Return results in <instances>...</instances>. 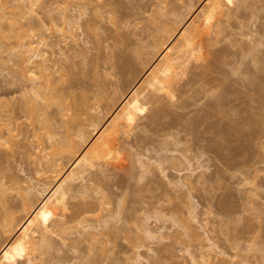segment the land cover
<instances>
[{"label":"rangeland","instance_id":"374dc122","mask_svg":"<svg viewBox=\"0 0 264 264\" xmlns=\"http://www.w3.org/2000/svg\"><path fill=\"white\" fill-rule=\"evenodd\" d=\"M158 1L160 2L157 4ZM33 2L37 14L28 16L30 19H27L26 15L21 18L19 12L14 14L18 24L24 19V27H27L25 32L28 34L34 30L35 34L42 33L49 42H54L55 38L59 40L56 30L57 25H60V15L57 12L65 9L66 14L72 15L75 11L77 13V10L82 11L85 8L86 11L83 10L85 13L80 20L84 25H82L84 33L78 39V46L71 41L65 47L62 44L64 51L67 52L61 64L63 66L50 76L53 80L50 85L58 92L54 89L53 91L61 96L56 95V104L52 100L54 103H50L49 100L45 108V113L50 118L49 125L44 123L45 126H41L39 123L42 120L40 118L44 120V111L39 119L35 117L41 115L39 112L47 102L45 105L43 102H37L38 107L40 104L44 106H41L35 116L31 114L28 100L33 99L31 98L33 96L29 94L31 97L27 99V91L25 92L27 98L25 93L23 94L25 88L22 91V87L27 86L25 79L27 77L22 75L25 77L22 78L19 73L21 78L17 77V74L14 75L18 72L19 66L18 63L14 64L15 60L14 63L13 59L11 62L5 61L7 58L5 52L9 53L8 51L16 46L18 34L10 37L12 35V29L10 30L8 25L10 18L5 20L3 18L4 25L1 23L3 28L8 25L11 34L3 28V33H7H2V37L0 33L2 46L0 58L7 62L5 64L2 58V61L0 60V105L3 107L0 109V139L5 137L8 140L3 138L0 140V182L6 183L2 186L4 189L0 187L6 189L2 191L3 193L0 192V197L4 200L6 197L7 200L3 201L0 198V202H6V207L8 206L6 208L0 205V243L3 244V248L0 246V264H136L134 258L137 252L143 257L139 264H146L148 256L150 262L148 264H198L201 261L198 258L205 250L215 254L217 259L227 260V264H240L239 262L264 264V89L263 87L260 88L261 91L257 89L260 85L264 86V0L231 2L33 0ZM41 5L49 9L46 14L56 19L55 24L48 23V16L42 12ZM158 5L168 20L167 22L164 20L166 24L183 21L180 24L182 32L174 27L180 32L181 38L183 37L179 38L183 45L177 48L178 51L184 48V51L180 50L181 55L178 54L177 45L174 46L178 44L177 40L179 41L175 39L177 31L169 30L168 25V30L173 32L166 31L164 36L162 33V37L157 34L162 39L164 37V43L160 44L162 41L160 40V46L154 45L153 40L156 39L157 43L159 41L155 33L153 39L151 32L156 29L154 23L150 25L149 21L152 19L151 13L158 19L164 17L160 11L155 15ZM10 7L12 6L5 9L9 11L12 9ZM74 9L76 10L72 11ZM8 14V17L11 16ZM34 16L42 19L44 17L43 20L48 23L44 22L47 24L44 29L39 30L36 24L31 23L35 19ZM182 17L183 20L180 19ZM26 22L32 28L34 26L33 30H30ZM172 25L171 23V28ZM24 27L21 26L23 30ZM17 28L15 30L18 31ZM158 29L164 28H157L160 33ZM24 34L26 36V33ZM31 34L33 32L29 35ZM173 37L174 40L171 42L170 39ZM142 44L145 48L141 47ZM8 46H12L10 50ZM159 47L163 49V54ZM17 49L16 47L15 50ZM78 49H83V53L86 51L84 54L87 55L83 59L82 50H79V54ZM254 55L258 59L257 57L252 59ZM181 56L186 63L181 61ZM13 58L15 59L14 56ZM9 65L13 67L11 70L14 73L9 69ZM7 69L11 72H7ZM257 94L260 95L259 99ZM251 95H255V99ZM57 104L59 107L63 105L61 109ZM74 106L76 110L71 112ZM62 107H66L65 111ZM66 111L69 114L74 113V120ZM94 115L96 117L99 115L103 120L104 118L106 120V117L110 118L106 133L113 134V138L106 134L109 137L106 140L111 139L112 143L102 141L99 145L94 144L95 147L87 146L86 150L82 145L79 147L81 143L75 134L78 130L84 129L85 132H89L88 135L94 137L96 130L89 124ZM67 120L70 121L67 123ZM63 121H66V124ZM4 122L10 124H7L8 127L12 125L13 130L8 128L9 134H6L7 126L4 127ZM11 130L12 134L15 133L12 135L13 138L10 135ZM35 132H40V136L42 132L43 134L46 132L47 135L53 134L52 139H48V136L47 139L45 136L42 138L43 135L40 139L37 135L39 137L35 139ZM63 135H67L65 137L69 141L72 139L71 143L73 140L76 143L69 144ZM36 142L48 151L60 149L55 150L53 155H50L53 151L50 154L48 152V157L50 155L55 159V162L54 159L51 160L54 164L61 160V165L66 167L70 174V178L66 179L62 187L69 184L74 191L85 180L88 187L102 189V192H105L102 198L106 202H101L102 214L99 212L100 207L96 208L98 212L94 211L98 203L95 202L98 193L86 200L83 197L87 202L84 205L89 209L84 213L81 210L84 201L82 202V197L78 196L80 194L74 198L68 197L69 199L62 196L65 201L61 200L60 193L54 194L55 197L53 195L48 197L49 187L45 190L42 181L51 179L52 174L48 170V174L46 171L45 174L42 169L46 170L44 160L50 157L46 159L47 154L44 153L46 157L42 159L38 151L33 155L32 147L37 145ZM64 142L67 143L63 144ZM58 143L65 146H62L63 148L60 146L61 149ZM75 146L80 148L78 150L82 157ZM45 150L43 151L47 152ZM56 153L57 159L60 160L54 157ZM135 153L142 154L140 156L142 159L150 160L154 165L153 172L145 176L147 179L145 177V180L141 179V182L136 176L139 173L136 169L137 162L136 165L133 164L136 161L132 157L136 156ZM39 155L43 162L39 161ZM79 158L85 159V162L82 160L84 162L82 166L86 170L83 173V180L79 176V179L76 177L78 168L72 166L75 161L79 162ZM159 159H163L160 166L155 162ZM186 159H189V163ZM131 161L136 172H129ZM198 164L202 165L204 171ZM198 167L203 172V179L197 176L201 172ZM190 170H193L189 177L193 180L192 189L188 191L186 186L179 188L173 185L177 190L171 186V180H177L179 177L182 179L181 177L185 175L183 178L187 179ZM132 172L134 177L131 175ZM53 177L52 179L58 175ZM26 182H42L41 185L35 183L34 190L39 191L34 192L32 200H28L30 196L26 197V201L30 203L25 202V193L23 198H20L24 191L18 186L23 187ZM58 187L60 186H57V189ZM61 188L58 192H64ZM181 193L185 194L183 201ZM3 194L4 197L1 196ZM98 201L100 202L99 199ZM192 204L195 206L196 212L193 214L196 215V220L189 214V205ZM117 205H120V212ZM177 205H180V208H177ZM105 207L110 210L114 208L112 211L115 212L118 210L120 220L115 223L118 232L111 231L110 235L107 233L102 237L101 243L105 246V249H102V246L99 248L98 241L96 246L88 244L90 242L86 243L85 237L77 235L76 232L81 231L83 227L82 223V225L78 223L80 217H88V220L94 223L100 215L102 218L106 213H103L104 209L107 210ZM69 209H74V212L72 210L70 213ZM107 217L105 214L104 218ZM171 217L176 219V223L182 218H186L185 222L188 219L187 222L197 228H195L197 238L177 225L181 224L182 220L174 225ZM76 218H79L78 221ZM110 220L109 224L113 223ZM96 222L94 225H97V229H103L98 226L102 220ZM115 224L110 226L116 229ZM158 225H163L164 230L166 227L170 229H166L169 235L166 240L160 241L161 245L156 241L152 243L153 240L145 237L143 232L144 227L155 229ZM208 244H212V247ZM86 245L95 247L92 246L93 249L90 250L91 246L87 248ZM190 253L198 261H192Z\"/></svg>","mask_w":264,"mask_h":264},{"label":"bare ground","instance_id":"6f19581e","mask_svg":"<svg viewBox=\"0 0 264 264\" xmlns=\"http://www.w3.org/2000/svg\"><path fill=\"white\" fill-rule=\"evenodd\" d=\"M157 1V0H156ZM160 1H158L157 2V4L159 3ZM12 6V7H10V8H12V9H10L9 10V8H8V10L9 11H7L5 8H7L8 6H10L9 4ZM33 0H0V33H1V37H2V35L3 34H5V33H7V32H4L3 33V31H2V28H3V25H4V20L5 19H8V18H10V21L9 20H6V21H9V23H8V25L10 26V30L12 29V32L9 30L8 31V25H6L7 23L5 22V28H3V29H5L6 31H8V34L11 32L12 33V35L10 36V37H12L13 35L14 36H17V35H15V34H18V36H17V38H18V40H17V43H15V45L16 46H14V48L12 47V46H10V47H12V49H14V51L8 46V49L10 50V51H8L9 53H6L5 52V54H7V56L5 55V54H2V56L4 55V56H6L5 58V61L7 60L8 62L10 61L11 62V60L13 59V63H14V60H15V65H16V63H18L19 64V69H18V67H17V70H18V72H17V70H16V68H14L15 69V71L17 72V73H15L14 75L16 76V74H17V77H20L21 78V76L23 75V76H25V77H27V78H25V77H23L22 76V78H25L26 79V83H27V86L25 87H22V91H24L23 92V94L26 92V93H28L27 95H28V98H27V95H26V93H25V95H23V96H25L27 99H29V97H31L29 94H31L33 97H31V98H33V99H31V100H28V104H29V102H30V111H31V114L33 115V116H35V114H36V112L37 111H39L40 110V108H42L41 106L44 104L45 105V103H46V105H45V107L44 108H42V109H44V110H40V112H39V114H41L42 113V111H44L43 112V114H45L46 115V117H45V115H44V120H43V118H40V116H43L42 114L41 115H39V116H37L36 115V117L35 118H37V119H42L41 120V123H39V125H41V126H45V124L44 123H46L47 125H49L48 124V122L50 121V118L47 116V113H45L46 112V106H48V102H49V100H50V103H54L55 102V104H56V101H57V96H59L58 95V93L56 94L55 92L57 91L56 90V88L55 87H51V85L50 84H52V82H53V80H52V77L50 78V76H52L51 74L53 73V72H55V71H58L59 70V68L60 67H62L63 65H61L63 62H64V57H66V53L67 52H65L64 51V47L67 45V43L69 42V41H71V42H73V44L74 45H76V46H78V39L80 38V36H83V33H84V31H83V29H84V27L82 28V25L83 24H81L80 23V20H81V16H82V14H84L85 12L84 11H86L85 10V8L82 10V11H78L77 10V13H76V9H74V10H72V11H75V13H73L72 15L69 13V15L68 14H66L67 12H65L66 10L65 9H61V10H59L57 13L60 15L59 16V20H60V25L58 24L57 25V33H58V36L60 37V39L59 40H57L56 38H55V41L54 42H49V41H47L46 40V37L45 36H43V34L41 33V34H35V32H34V30H33V28H34V24H36L35 26H37L38 28H39V30L40 29H44L45 28V26L48 24V23H50V25H51V23H53V24H55V22H56V19L54 18V17H52V16H48L46 13H48L49 12V9H45L44 7H43V5H41L42 7H43V11L42 12H44L47 16H48V19H49V21H48V23L47 22H45V20H43L44 19V17H43V19H42V17H35V19H34V17H32V19H34L33 21H31V23H34L32 26H33V28L32 27H30V25H29V21L28 22H26L27 24H28V27H30L29 29L30 30H33L32 32H33V34H31V35H29L30 33H32L31 31H30V33L28 34L27 32H25V27H24V24H23V22H24V19H23V22L22 21H20V23L18 24L17 23V18H15L14 17V14H15V12H19V15H20V17L21 18H24L25 17V15H26V18L28 19H30V17H28V16H30V15H32L33 13H35V14H37L36 13V10H35V8L36 7H34L33 8ZM156 3V2H155ZM162 3V2H161ZM41 4H42V2H41ZM156 4V5H157ZM160 5V4H159ZM158 5V8L160 7ZM13 6H14V8H13ZM85 7V6H84ZM158 8H157V10L155 11V12H157L155 15H158V13H159V11H160V8H159V10H158ZM4 9V10H3ZM42 9V8H41ZM45 9V10H44ZM162 11V10H161ZM160 11V12H161ZM10 13L11 14V16H7V14L8 13ZM152 12V11H151ZM165 12V11H164ZM7 13V14H6ZM43 13V14H44ZM162 13V15L165 17H162V19L161 18H157V17H153L152 15L154 14V13H151L150 14V19H151V21H149V22H151L150 23V25H153V23H154V28L156 29V30H154V32H151L150 33V36L152 35L153 36V39H154V33H155V35H156V37H158V36H160V37H162V33H163V36H164V34H166V31H167V33H172L175 29H179L178 31H180L181 30V26L182 25H180V24H182L183 23V21H182V23H178V22H180V21H178L177 23H178V25H177V23H175V22H171L173 25H172V28H171V23H169L168 22V24H166V22L168 21L167 20V18H166V16L164 15L165 13H163V12H161ZM39 14V13H38ZM9 15V14H8ZM42 15V14H41ZM154 15V16H155ZM159 15H161V14H159ZM7 16V17H6ZM37 16V15H36ZM46 16V17H47ZM149 16V15H148ZM152 16V17H151ZM2 18V19H1ZM3 18H4V20H3ZM147 18H149V17H147ZM153 18L155 19H158L157 21L159 22L160 20V24L159 23H157V21H156V19L154 20V21H152L153 20ZM47 19V18H46ZM149 19V20H150ZM166 19V20H165ZM181 20H183V17L182 18H180ZM163 20V21H162ZM164 20L166 21V22H164ZM178 20V19H177ZM184 20L186 21V18L184 17ZM47 23V24H45V23ZM3 25H2V24ZM23 25H22V24ZM25 23V24H26ZM155 23H156V25H155ZM163 23V24H162ZM175 23V24H174ZM186 23V22H185ZM170 24V25H169ZM15 27H14V26ZM148 25H149V23H148ZM160 25V26H159ZM161 25H162V27H161ZM165 27H164V26ZM169 26V30H173V31H169L168 30V26ZM180 25V26H179ZM11 26H13V27H11ZM21 26L22 27H24V30L21 28ZM84 26V25H83ZM16 27H18L17 29H19L20 30V28H21V30H23V31H17V30H15V28ZM151 27V26H150ZM174 27H176L175 29H174ZM178 27V28H177ZM7 28V29H6ZM27 28V27H26ZM153 28V27H152ZM157 28H161V29H163V30H160V29H158V30H160L161 32L159 33V31H157ZM86 29V28H85ZM184 29V28H183ZM4 30V31H5ZM13 30H15V32H13ZM27 30V29H26ZM165 30V31H164ZM177 30H175V31H177ZM28 31V30H27ZM76 31H79V32H77L76 33ZM86 31V30H85ZM169 31V32H168ZM176 32V36L174 35V34H170V35H174L176 38L175 39H179V38H181V36H180V32H182V31H180V32ZM20 32V33H19ZM156 32H158V33H156ZM3 33V34H2ZM10 33V34H11ZM24 33H26V36H25V34ZM39 33H40V31H39ZM175 33V32H174ZM20 34V35H19ZM23 34V35H22ZM157 34H159L158 36H157ZM180 36V37H178V35ZM86 35V34H85ZM169 35V34H168ZM6 36V35H5ZM7 37V36H6ZM8 37H9V35H8ZM160 37H158V40L157 41H159L158 43L156 42V39L155 40H153V41H155V43H154V45L156 46V44H157V46H158V44L160 43V40H162L161 41V43L160 44H163L164 42H163V40H164V37H163V39L162 38H160ZM167 37V36H166ZM170 37H172V36H170ZM4 38V37H3ZM84 38H86L87 39V37H85L84 36ZM183 38V37H182ZM181 38V39H182ZM170 39V38H169ZM57 40V41H56ZM81 40L83 41V39L81 38ZM171 40V42H172V40H174V37H173V39L171 38L170 39ZM81 41V43H83ZM88 42V41H87ZM177 42H178V44H175L174 46H176V49L178 48V46H180V45H183V41L182 40H180L179 39V41L177 40ZM174 43V42H173ZM172 43V44H173ZM176 43V42H175ZM180 43V44H179ZM182 43V44H181ZM62 44H63V46H62ZM86 44V43H85ZM84 44V45H85ZM160 44H159V46H160ZM3 45V44H2ZM0 46H1V43H0ZM83 46V45H82ZM82 46H80V47H82ZM88 45H86V47H87ZM143 44H142V48H143ZM2 47V46H1ZM0 47V48H1ZM4 47V46H3ZM18 48L17 49V51L15 50V48ZM54 47V48H53ZM47 48H51L50 50H47ZM89 48V47H88ZM142 48H140L141 50H142ZM144 48H145V46H144ZM6 49V48H5ZM83 49H84V46H83ZM83 49H78V53H79V50H82L81 52L83 53ZM159 49V51L160 50H162L161 52V54H163V49L162 48H158ZM182 48H180L179 49V51H178V49H177V51H178V54H180L181 55V50ZM184 49V48H183ZM182 49V50H183ZM250 49H252V48H250ZM3 51H4V49H2ZM65 50H67L66 48H65ZM85 50H86V48H85ZM88 50V49H87ZM90 50V49H89ZM254 50V49H253ZM16 51V52H15ZM138 51H139V48H138ZM184 51V50H183ZM0 52H2V51H0ZM86 51H84V53H85ZM256 52V51H255ZM255 52H253V54L255 53ZM82 53H81V55H82ZM83 53V55H82V59H83V57H85L86 55ZM251 53V52H250ZM80 54V53H79ZM256 54V53H255ZM81 55H80V57H81ZM0 56H1V54H0ZM13 56L15 57V59L13 58ZM178 56V55H177ZM178 57H180V56H178ZM254 57H257L256 55H254L253 56V58L252 59H255ZM2 58V57H1ZM1 58H0V60H1ZM62 58V59H61ZM181 58H182V60L181 61H183V62H185L184 60H183V57L181 56ZM81 59V60H82ZM154 59V58H153ZM257 59H258V57H257ZM2 60L4 61V58H2ZM1 60V61H2ZM155 60V59H154ZM0 61V62H1ZM5 61H4V63H5ZM153 61V60H152ZM157 61V60H156ZM155 61V63H157ZM256 61V60H255ZM258 61V60H257ZM7 63V62H6ZM5 63V64H6ZM154 62H153V64H155ZM182 63V62H181ZM186 63V62H185ZM4 64V65H5ZM17 64V65H18ZM1 65H3V63H1ZM10 66V65H9ZM12 66H13V64H12ZM13 68V67H12ZM11 68V66H10V70L12 69ZM61 69V68H60ZM8 70V69H7ZM10 70H8L7 72H9ZM13 73H14V71L13 70H11ZM10 71V72H11ZM61 71V70H60ZM9 72V73H10ZM8 73V74H9ZM21 74V76L19 75V74ZM62 74V73H61ZM261 86V85H260ZM259 86V88H257V89H259V91H261L260 90V88H262L263 87V89H264V86H261L260 87ZM23 88H25L24 90H23ZM53 89L54 90H56V91H53ZM263 89H262V91H263ZM21 91V92H22ZM30 92V93H29ZM58 92V91H57ZM264 93V92H263ZM57 95V96H56ZM258 96V99H259V97H260V95H262V92H261V94L259 95V94H257ZM61 96V95H60ZM252 96V95H251ZM255 95H253L252 97H254ZM256 97V96H255ZM255 97H254V99H255ZM24 98V97H23ZM25 98V99H26ZM59 98H61V97H59ZM26 99V100H27ZM54 99V100H53ZM55 99H56V101H55ZM24 100V99H23ZM51 100L52 101H54V102H51ZM25 101V100H24ZM61 101V100H60ZM37 102H43V104H40V106L38 107V105H37ZM59 102V101H58ZM57 102V103H58ZM62 102H64V101H62ZM49 103V105H51ZM66 103V102H65ZM39 104V103H38ZM54 104V105H55ZM63 104V103H62ZM6 105V104H5ZM43 105V106H44ZM63 105H65V104H63ZM63 105H61V106H63ZM69 105V104H68ZM3 106V105H2ZM57 106H58V104H57ZM60 106V107H61ZM66 106V105H65ZM5 107V106H4ZM59 107V106H58ZM59 107V108H60ZM66 107H68V106H66ZM66 107L64 108V107H62V109L64 110V109H66ZM264 107V106H263ZM3 108V107H2ZM1 108V105H0V109H2ZM28 108V107H27ZM70 109H71V107H69ZM24 109V108H23ZM61 109V108H60ZM26 110V109H25ZM63 110H61V111H63ZM72 110H73V112H74V110H76V106H74V109H71V112H72ZM27 112H28V110H26ZM60 111V110H59ZM65 111V110H64ZM67 112V111H66ZM71 112H70V114H71ZM68 114H69V112H67ZM63 114V113H62ZM69 114V115H70ZM73 114L74 113H72L70 116L73 118ZM87 114V113H86ZM92 114V113H91ZM29 115V114H28ZM66 115V114H65ZM87 115H89V114H87ZM93 115V114H92ZM95 116V115H94ZM98 117H93L94 119L91 121V123H89L90 125H92V127H93V129L94 130H96V133H95V135H94V137H91V136H93V135H88L89 134V132H88V134H87V132H85V130L84 129H81V130H78L77 131V133L75 134L76 136L78 135V138H79V143H81V144H79V147L82 145V147L84 146L85 148L88 146H94V144H101L102 143V141H104L105 143H106V141H108V143L109 144H111L112 142H111V139L113 138L112 136H113V134L111 135L110 134V132H108V133H106L108 130H107V128L109 127V126H107L108 124H110V122H111V120H110V118L109 119H107V117H106V120H105V118H104V120H103V118L101 119L100 118V116L99 115H97ZM67 117H69L68 115H67ZM30 118H32V117H30ZM65 118H66V116H65ZM65 118H63V119H65ZM92 117L90 116V119H91ZM255 118V117H254ZM70 119V118H69ZM89 119V120H90ZM35 120V119H34ZM49 120V121H48ZM66 120V119H65ZM73 120H74V118H73ZM249 120H252L251 118H249ZM255 120L257 121V118H255ZM36 121V120H35ZM40 121V120H39ZM38 121V122H39ZM47 121V122H46ZM70 121V120H69ZM68 120H67V123L69 122ZM43 122V123H42ZM63 122H65V124H66V121H63ZM107 122H108V124H107ZM9 123H10V121H9ZM9 123H7L6 122V124H5V122H4V127L5 126H7L5 129V131H6V134L8 133H10L9 131H10V129H8L9 127H8V125H10ZM52 123V122H51ZM8 124V125H7ZM38 124V123H37ZM44 124V125H43ZM2 125V126H3ZM52 126L54 125V124H51ZM68 125H70V124H68ZM1 126V127H2ZM11 127H12V125H11ZM10 127V128H11ZM113 127V126H112ZM3 128V127H2ZM34 128V127H33ZM52 128V127H51ZM12 129V128H11ZM36 129V128H35ZM9 130V131H8ZM13 130V129H12ZM12 130H11V136L13 135V134H15V133H13L12 134ZM50 130V129H49ZM49 130H47V133H48V131ZM5 131L3 132L4 134H5ZM8 131V132H7ZM34 131H36V130H34ZM65 131H67L68 132V130H65ZM37 132V131H36ZM35 132V133H36ZM53 132V131H52ZM52 132H50V133H52ZM67 132H66V134H67ZM40 133V132H39ZM39 133H36V134H34V135H36L35 136V139H36V137H37V139H38V137L40 136L39 135ZM46 132H44V134H43V132H42V138H44V136H45V138L47 137L48 139H52V135L50 134H48L47 135V133L45 134ZM68 133H70V132H68ZM41 134V133H40ZM55 134V133H54ZM71 134V133H70ZM106 134H109V137H111V139H108V140H106V138H109V137H107L108 135H106ZM37 135H39V136H37ZM106 135V136H105ZM111 135V136H110ZM6 136V135H5ZM8 137H9V135H7ZM41 136L39 137V139L41 138ZM64 136V138L65 139H68V138H66L65 136H67V135H63ZM71 136V135H70ZM14 136H12V138H13ZM55 137V136H54ZM53 137V138H54ZM69 137V136H68ZM4 140H6L5 139V137H2ZM1 138V139H2ZM7 138V137H6ZM9 138H11V137H9ZM8 138V139H9ZM46 138V139H47ZM56 138V137H55ZM60 138V137H59ZM62 138V137H61ZM70 138V137H69ZM101 138H103V139H105V140H102ZM0 139V140H1ZM58 139V138H57ZM59 140V139H58ZM72 140V139H71ZM70 140V141H71ZM101 140V141H100ZM6 141H8V140H6ZM5 141V142H6ZM14 141V140H13ZM12 141V142H13ZM41 142V140H38V142ZM66 141H69V139L68 140H66ZM69 141V144H71L72 145V143L73 142H75L74 140L72 141V143ZM77 141V140H76ZM11 142V143H12ZM58 142V141H57ZM61 142H62V140H61ZM103 142V143H104ZM4 143V142H3ZM10 143V144H11ZM34 143V142H33ZM32 143V144H33ZM37 143V142H36ZM65 143H67V142H64L63 144H65ZM76 143V142H75ZM107 143V144H108ZM10 144H9V146H10ZM41 144V143H40ZM59 145V147L61 146V144L62 143H58ZM69 144H68V146H69ZM75 145H77V144H75ZM33 146V145H32ZM62 146H65V145H62ZM61 146V147H62ZM6 147V146H5ZM31 147V146H30ZM52 147H54L53 146V144H52ZM60 147V148H61ZM76 147V146H75ZM74 147V148H75ZM77 148L76 150L79 152V150H80V148ZM95 147V146H94ZM44 147H42L41 148V146H39V143H37V145L35 144V146H33L32 147V149L34 150L33 152H34V154L33 155H35L36 154V152L38 151L39 152V154L40 155H42L41 156V158L43 159V157L45 158L46 156V159L47 158H49L50 157V155H53L54 153H55V150H57V149H54V151L53 150H50V151H48V150H45V148L43 149ZM63 148V147H62ZM61 148V149H62ZM69 148V147H68ZM73 148V149H74ZM85 148H84V150H85ZM79 149V150H78ZM43 150H45V151H47V152H44ZM60 149L58 148V150L57 151H59ZM86 150H87V148H86ZM53 151V152H52ZM70 151V150H69ZM75 150H73V153H75L74 152ZM83 151V150H82ZM29 152H31V150L29 151ZM43 152V154H41ZM48 152H49V154L52 152V154H50L49 155V157H48ZM47 154L46 156H45V154ZM80 153V156L82 155L81 154V152H79ZM78 153V154H79ZM87 153H88V151H87ZM134 153V152H133ZM142 153V152H141ZM83 154H86L85 152H83ZM136 154V153H135ZM40 155H39V158L38 157H36V160H38V159H40L39 161H41V158H40ZM76 155V154H75ZM132 155V154H131ZM142 155V154H141ZM140 153L139 154H136V156L134 157V156H132L133 157V159H134V165H136L137 166V168L136 169H138L137 171H139V173H137L136 174V176H138L137 177V179L139 180L140 179V182H141V179H144V177L146 176V175H149L150 173H152L153 172V167H154V165H153V163L149 160H146V159H142L140 156ZM58 155H57V153H56V156L54 155V157L57 159L58 157H57ZM80 156H77V158L78 157H80ZM83 156V155H82ZM81 156V157H82ZM168 156V155H167ZM167 156H166V158H167ZM169 156H171V155H169ZM52 157V156H51ZM49 158V159H47V160H44V163L47 165V167H46V170H45V168L44 169H42L44 172L46 171L47 172V170H48V172H50L52 175H51V179H44V180H46V181H42V182H35V183H38L39 185H41V183H42V186H43V184H44V188H45V190H48V189H46L47 187H49V193H50V195H48V197L50 196H54V194L56 195V193H57V195H58V193H60L61 195V200L63 199V201H65L64 200V198H62V196L64 197L65 196V198H67V199H69V198H74V196L76 197V195H78V194H80V195H78V196H81L82 198V202L84 201V199H83V197L85 198V200H86V198H89V196H91L92 197V195H94L95 193L97 194L98 193V196L96 197V201L95 202H98V203H96L97 204V206L95 205V209L97 208H99V210H101V211H99L100 212V214H102L101 212H102V209H103V207L101 206L102 205V203H104V202H106V200L104 201L103 200V196L105 195V192H102V189H99L100 190V192H101V194H99L100 192H99V190H97L96 188H91V187H88V184H86V182L87 181H85L84 180V183H82L80 186H77V187H79L78 189L77 188H75L74 189V191H73V187L72 186H70L69 184H67L66 186L67 187H65V186H63L62 187V184L63 183H66V179L67 178H70L69 176H70V174L68 173V170H67V168L66 167H64L63 165H61V163H60V158L59 159H57V160H60V161H58V163H51L52 161L51 160H53L54 158ZM75 157V156H74ZM145 157H146V155H145ZM38 158V159H37ZM136 158V159H135ZM146 158H148V157H146ZM169 158H171V157H169ZM75 160H76V158H74ZM36 160H34L35 162H36ZM85 160V159H83V158H81V160H80V158H79V162H78V160H77V162L75 161V163L74 164H72V166L73 165H75L74 167L75 168H78V170H77V172H76V174H77V178H78V176H79V178L81 177V179L83 180V173H85L84 171H86L85 170V168H83V166H82V162ZM46 161V162H45ZM80 161H81V163H80ZM132 161H131V167H130V165H129V167H130V170H129V172L130 171H133V172H136V171H134V169H133V167L134 166H132ZM161 161H163V159L162 160H155V162H157V164H158V166H160V164H162V162ZM186 161H187V163H189V159H186ZM41 162H43V161H41ZM54 162H55V159H54ZM85 162V161H84ZM83 162V163H84ZM137 162V163H136ZM40 163V162H39ZM136 163V164H135ZM56 164H58V165H56ZM64 164V163H63ZM65 165V164H64ZM82 167V168H79V167ZM127 166V165H126ZM198 166H200L201 168H202V165H199L198 164ZM73 167V168H74ZM128 167V166H127ZM195 167V166H194ZM200 167H198V168H200ZM204 167V166H203ZM135 168V167H134ZM161 168V167H160ZM197 168V169H198ZM201 168L199 169L200 171H201ZM39 169V168H38ZM129 169V168H128ZM135 169V170H136ZM158 169V168H157ZM156 169V170H157ZM203 169V168H202ZM127 170V169H126ZM43 171H41L40 170V172H42V173H44ZM128 171V170H127ZM161 171V170H160ZM198 171V170H197ZM203 171H204V169H203ZM46 172H45V174H46ZM48 172H47V174H48ZM129 172L127 173V174H129ZM132 172V176L134 177V173ZM192 172H193V170H190V172H189V174L187 175L188 177H187V179L186 178H183V177H185V176H183V177H181L182 179H180V177H179V179H177V180H174V181H170V183L172 184L171 186L172 187H174L173 185H175L176 187H178L179 186V188H180V186H186L185 188L188 190H190V189H192L193 188V185H192V181L193 180H191L189 177H190V175L192 174ZM42 173H40V175L42 174ZM131 173V172H130ZM162 173V172H161ZM69 174V175H68ZM156 174V173H155ZM164 174V173H163ZM58 175V177H56V178H54L55 176H57ZM130 175V174H129ZM165 175V174H164ZM48 176V175H47ZM54 176V177H53ZM135 176V177H136ZM197 176H201V177H199L200 179L202 178L203 179V177L202 176H204L203 175V172L201 171ZM52 177L54 178V179H52ZM129 177H131V176H129ZM47 178V177H46ZM78 178V179H79ZM146 178V177H145ZM154 178V177H153ZM1 179V178H0ZM84 179H85V177H84ZM137 179H136V181H137ZM147 179V178H146ZM155 179V178H154ZM185 179V180H184ZM145 180V179H144ZM197 180V179H196ZM199 180V179H198ZM1 181V180H0ZM25 181V180H24ZM27 181V180H26ZM152 181H154L153 179H152ZM156 181V180H155ZM3 183H1L0 182V187H2L3 185H5L6 183L4 182V181H2ZM83 182V181H82ZM34 182L33 183H31V182H26V184H25V186H18L19 187V189H22L24 192H22L21 194H20V198H23V196H24V194L23 193H25V202H29L30 200L29 199H31V197L33 196V194H34V192L35 191H39V190H34V189H36V184H35ZM47 185V186H46ZM64 185V184H63ZM7 186H9V185H7ZM46 186V187H45ZM57 186H60V187H58V189H60L61 187V189H63L64 190V192H58V189H57ZM69 186L71 187V188H69ZM169 186V185H168ZM166 187H167V185H166ZM172 187H171V189H172ZM176 187H174V188H176ZM3 189H4V187H2ZM168 188H170V186L168 187ZM167 188V189H168ZM172 189L173 191L175 190V189ZM184 188V187H183ZM3 189H0L1 191V193H3L2 191H6V189L5 190H3ZM177 189V188H176ZM178 190V189H177ZM188 190V191H189ZM169 191H170V189H169ZM176 191V190H175ZM41 192V191H40ZM51 192H52V194H51ZM0 193V194H1ZM5 193V192H4ZM62 193H63V195H62ZM64 193L66 194V195H64ZM104 193V194H103ZM23 194V195H22ZM26 194H27V196H26ZM36 194V193H35ZM182 195V201H183V196H185V194L184 193H181ZM184 194V195H183ZM4 195L5 194H3V195H1V196H3L4 197ZM68 195V196H67ZM30 196V197H29ZM34 196H36V195H34ZM96 196V195H95ZM100 196H101V198H100ZM187 196V195H186ZM26 197H29L28 198V200L29 201H26ZM55 197V196H54ZM57 197V196H56ZM69 197V198H68ZM1 199H2V197H0ZM5 198V200L4 199H2L3 201H7L6 200V197H4ZM35 198V197H34ZM100 200V202L98 201V199ZM186 198V197H185ZM193 198V197H192ZM1 199H0V201H1ZM59 199H60V197H59ZM66 199V200H67ZM102 199V200H101ZM32 200V199H31ZM250 200V199H249ZM249 200H247V201H249ZM103 201V202H102ZM181 201V202H182ZM102 202V203H101ZM108 202V201H107ZM4 202H0V205L1 206H5L6 207V202L3 204ZM30 203V202H29ZM31 203H32V201H31ZM109 203V202H108ZM194 203V202H193ZM86 205L87 204V202H83V204H81V206H83V205ZM107 204V203H106ZM191 204V203H190ZM30 205H32V204H30ZM84 205V206H85ZM81 207V210H82V212L84 213L85 212V210H87L88 208H87V206H85V207ZM103 206H105L104 204H103ZM118 206V205H117ZM187 206V205H186ZM8 207V206H7ZM6 207V208H7ZM32 207V206H31ZM30 207V208H31ZM119 207H120V205L118 206V210H119V212L121 211V209H119ZM124 207V206H123ZM176 207V206H175ZM180 208V205H177V208ZM5 208V209H6ZM57 208V207H56ZM82 208H85V209H82ZM107 210L105 211V209H104V211H103V213H105L106 214V216L108 215V217H110V218H108L107 217V219L106 218H104L105 217V214L102 216V218H101V215H100V218L99 219H96V221L97 220H102V222H99L100 224H98V226H100L101 228H103V229H97V225H94V223L96 224L97 222L95 221L94 223L93 222H91L90 220H88V217H85V216H82V217H80V219L81 220H79V222L78 223H80V225H82L83 227H81L82 229H81V231H79V230H77V235H80L81 237H85V239H86V243H88V242H90V243H88V244H93V245H95V244H97L96 243V241H98V244L100 243V246H99V248H101V246L103 247L102 249H105V246H103L104 245V243L102 244L101 242V240H103V236L104 235H107V233L109 234V232H110V234L112 233V232H115L116 233V230H117V232H118V226L115 224V223H117L118 222V220H120L119 219V215L118 214H120L119 212H118V210L115 212V211H112L113 209H109V208H107V207H105ZM122 208V207H121ZM189 208H190V210H189V214H191L190 216L192 217V219H195L196 220V215L195 214H193V213H195L196 211L194 210L195 209V206H194V204H192L191 206L189 205ZM188 208V209H189ZM32 209V208H31ZM94 209V211H97V209L95 210ZM109 209V210H108ZM123 209V208H122ZM187 209V210H188ZM70 210V213H71V211L72 212H74V209H69ZM81 210H80V212L79 213H81ZM84 210V211H83ZM32 211V210H31ZM87 211H89V209L87 210ZM86 211V212H87ZM97 211V212H98ZM69 212V211H68ZM108 212V213H107ZM59 213V212H58ZM79 213H77L78 214V216H79ZM110 213V214H109ZM118 213V214H117ZM76 214V215H77ZM117 215V216H116ZM181 216V215H180ZM77 217V216H76ZM112 217V218H111ZM174 217V216H173ZM178 217H179V214H178ZM121 218V217H120ZM175 218V217H174ZM181 218V217H180ZM77 219H79V218H76V220ZM111 219V220H110ZM113 219V220H112ZM171 219H172V217H171ZM184 219V220H183ZM185 219L186 218H182V219H180V220H182L181 222V224H177L180 220H178V222L176 223V219L174 220V219H172V222L174 223V225H175V223L177 224V225H179L180 227L182 226V229H184L185 230V232H190V234L194 237V238H197V236H198V233L195 231L196 229L194 228V227H192L187 221H188V219L186 220V222H185ZM108 220H110L111 222L113 221V223L116 225V229H113V223H111V224H109V221ZM78 221V220H77ZM114 221H116V222H114ZM108 222V223H107ZM82 223V224H81ZM93 223V224H92ZM103 225H102V224ZM109 224V225H108ZM110 225H112V226H110ZM193 225V224H192ZM110 226V227H109ZM165 226V225H164ZM172 226V225H171ZM115 227V226H114ZM166 227V226H165ZM166 229H169L168 227H166ZM164 230V227H163V225L162 226H157V228L155 227V229H150V228H147V227H144L143 228V232H144V235H145V237H147L148 239H150V240H153L152 241V243L154 242V241H156V242H162V240L164 241V240H166L167 239V236L169 235H167V233H166V231L167 230ZM115 230V231H114ZM170 230V229H169ZM78 231H79V233H78ZM112 231V232H111ZM173 232V231H172ZM184 232V233H185ZM114 233V234H115ZM182 233V232H181ZM83 234V235H82ZM109 234V235H110ZM179 234V233H178ZM76 235V236H77ZM113 235V234H112ZM171 235V234H170ZM79 237V236H78ZM77 238V237H76ZM166 238V239H165ZM170 238V237H169ZM78 239V238H77ZM84 239V238H83ZM84 239V240H85ZM100 241V242H99ZM104 242V241H103ZM160 242V244L159 245H161L162 243ZM85 243V244H86ZM1 245V247L3 248V244L2 243H0ZM157 244V245H158ZM164 244V243H163ZM93 245H86V246H88L87 248H89V246H93ZM96 246V245H95ZM95 246H93V247H95ZM208 246L209 247H212V244H208ZM1 247H0V252H1ZM89 248L90 250L91 249H93V247L92 248ZM150 248H152L151 246H150ZM150 248L148 247V249L150 250ZM88 249V250H89ZM153 249V248H152ZM158 249V248H157ZM154 251V250H153ZM158 251V250H157ZM190 255H191V260L192 261H196L197 259H195V257L190 253ZM147 257V256H146ZM149 257V256H148ZM148 257L146 258V264H148V263H150L149 262V259H148ZM142 255H141V253H139V252H137L136 253V256H135V258H134V263H136V264H139L140 262H141V260H142ZM198 259H200L201 261H199V263L198 264H227L228 262H227V260H225V259H222V258H219V259H217V257H216V255L215 254H212L210 251H203V252H201V254H200V257L198 258ZM198 261V260H197ZM237 263H238V261H237ZM240 264H241V262H239ZM144 264V263H143Z\"/></svg>","mask_w":264,"mask_h":264},{"label":"snow or ice","instance_id":"6c2138e0","mask_svg":"<svg viewBox=\"0 0 264 264\" xmlns=\"http://www.w3.org/2000/svg\"><path fill=\"white\" fill-rule=\"evenodd\" d=\"M229 2H231V0H229Z\"/></svg>","mask_w":264,"mask_h":264}]
</instances>
